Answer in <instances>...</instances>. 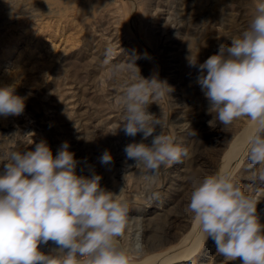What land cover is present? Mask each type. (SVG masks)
Returning <instances> with one entry per match:
<instances>
[{
  "label": "rangeland",
  "instance_id": "obj_1",
  "mask_svg": "<svg viewBox=\"0 0 264 264\" xmlns=\"http://www.w3.org/2000/svg\"><path fill=\"white\" fill-rule=\"evenodd\" d=\"M259 2L0 0V87L11 86L24 100L20 115H0V158L31 151L42 141L55 156L67 142L78 162L76 174L100 176L101 188L127 202L128 224L117 243L132 253L131 263L171 252L200 230L188 209L194 181L232 167L231 156L254 128L247 118L226 127L218 121L210 125L215 114L197 78L198 65L239 37ZM109 47L113 54L106 58ZM130 58L139 70L128 64ZM190 59L197 66H190ZM114 65L122 66L115 76ZM139 74L171 89L148 112L162 116L163 134L186 149L180 162L155 175L141 173L125 153L128 143L142 142L143 133L129 136L119 128L121 93ZM160 132L157 126L153 135ZM151 138L144 143L150 145ZM245 149L230 175L257 201L264 223V183L256 178L264 166L250 168ZM105 150L112 156L109 164L100 161ZM196 242L190 264H227L211 238L201 232ZM38 247L60 264L63 254L55 242Z\"/></svg>",
  "mask_w": 264,
  "mask_h": 264
},
{
  "label": "clouds",
  "instance_id": "obj_2",
  "mask_svg": "<svg viewBox=\"0 0 264 264\" xmlns=\"http://www.w3.org/2000/svg\"><path fill=\"white\" fill-rule=\"evenodd\" d=\"M112 54L111 47L105 50L106 58ZM190 66L197 61L190 59ZM121 67L113 66V76ZM198 67L197 83L209 101V112L215 114L209 124L218 121L226 127L240 118L254 122L247 159L250 168L264 166V0L239 37L222 44ZM170 90L166 82L139 74L121 93L124 114L119 128L129 136L143 133L142 142L127 145L125 153L142 173L155 175L186 155V149L163 134L162 116L148 112V106ZM23 110V98L14 95L11 86L0 87V115L18 116ZM157 126L161 132L153 135ZM149 137L150 145L143 142ZM68 148L64 142L53 156L42 141L31 151L0 158V264H57L39 250L49 241L63 254L60 264H80L84 257L85 264H131L132 253L117 243L128 224L127 202L101 188L100 176L77 175L78 162ZM100 161L111 163V154L105 150ZM256 178L264 183V167ZM188 209L227 264L237 258L241 264H264V223L257 201L230 173L194 181Z\"/></svg>",
  "mask_w": 264,
  "mask_h": 264
},
{
  "label": "bare ground",
  "instance_id": "obj_3",
  "mask_svg": "<svg viewBox=\"0 0 264 264\" xmlns=\"http://www.w3.org/2000/svg\"><path fill=\"white\" fill-rule=\"evenodd\" d=\"M12 126H14V124ZM255 131H256V126L254 125V128L252 129V131L244 136V140L245 141L244 142H241L242 144L240 145V147L237 149V151L235 153H233L234 156H231V159H233L235 161L234 164H233V166L231 167V166L227 165L225 167L224 173H230L231 174L238 167V165L240 163V159H241L239 156H241L242 154L246 153V149L245 148H247V146H246L247 144L245 145V143L248 142L247 139H249L255 133ZM130 139H132V138H130ZM30 140H32V139H30ZM151 140H152V138H151ZM128 144H130V143H128ZM149 180H150V178H149ZM198 233H199V236H200L201 235V231L200 230L194 236H192L194 234V232L192 234H189V236H187V238L185 239V241L183 243H181L180 245H178L177 247H175L174 250H171V252L166 251V252H162V253H152L150 255L145 256V258H143L142 260H140L138 262H132L131 264H190V255L196 249V243H197L196 242V239L199 236L196 239H193V238ZM135 236H136V234H135ZM141 245H142V243H141ZM137 249H139V248H137Z\"/></svg>",
  "mask_w": 264,
  "mask_h": 264
}]
</instances>
